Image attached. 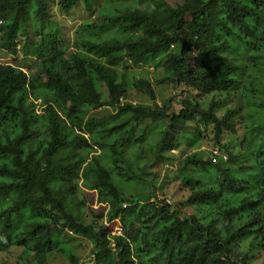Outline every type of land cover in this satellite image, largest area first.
Here are the masks:
<instances>
[{
	"label": "trees",
	"instance_id": "1",
	"mask_svg": "<svg viewBox=\"0 0 264 264\" xmlns=\"http://www.w3.org/2000/svg\"><path fill=\"white\" fill-rule=\"evenodd\" d=\"M81 5L98 10L99 22L82 23L71 46L58 17ZM2 52L16 64L0 63V253L25 223L35 242L25 264L52 254L80 264L63 232L95 244L89 264H249L264 252V0H0ZM20 55L35 60L30 73ZM124 61L163 67L184 87L181 110L172 111L174 100L159 107L147 79H120ZM133 90L152 104H131ZM190 91L212 96L209 107ZM234 92L239 108H229ZM240 121L241 148L232 151L222 139L237 136ZM189 123L211 127L221 155L182 160L181 174L189 179L194 168L203 183L189 187L195 214L182 217L154 193V169L170 161L173 133ZM152 136L156 148L142 165L146 152L131 150L152 149ZM89 193L99 208L88 206Z\"/></svg>",
	"mask_w": 264,
	"mask_h": 264
},
{
	"label": "rangeland",
	"instance_id": "2",
	"mask_svg": "<svg viewBox=\"0 0 264 264\" xmlns=\"http://www.w3.org/2000/svg\"><path fill=\"white\" fill-rule=\"evenodd\" d=\"M169 3L175 4L176 2H180L182 0H167ZM99 13L98 10L94 12H87L83 9V5H81L75 12L72 18L67 16H59L58 22L63 27V32L66 35V41L70 42L72 46L75 36L76 29L82 24L87 21L99 22ZM127 62V64H126ZM238 62H242L243 60L240 59ZM0 63L2 64H16V60H14L11 56L6 53H0ZM17 65H19L25 72L30 73V69L35 66V60L28 56L20 55L17 59ZM245 65V62L243 66ZM117 71L119 74V78L129 82L128 84L131 85L133 82H136L140 79L148 80L152 88L154 89V94L157 96V104H161L162 101L167 100H174L175 102L172 104V111L181 110V105L178 103V100H183L184 97L180 98L179 94H181L184 90L183 86H175L171 83L170 79L166 76L165 72L163 71V67H156L155 62L148 63L147 65L135 67L130 62L124 61L117 65ZM128 85V86H129ZM236 92V91H235ZM231 93L232 96L229 97V108H239L240 99L239 93ZM103 94L106 95L107 91L103 88ZM131 104L139 105L143 104L145 106H149L152 102L149 100L147 95L140 94L136 90H133L129 94ZM190 100H200L202 106L204 108H208V104L212 101V96L210 97H198L197 93L190 91L189 94ZM177 99V102L176 100ZM221 100H225V96L220 97ZM37 105H40V101H37ZM228 107H221L217 109L218 115H223ZM113 112V110H111ZM100 111H95V113H99ZM149 122L146 121L145 124ZM239 134L235 137L230 135L223 136V141L227 142V147L232 151H239L240 150V141L237 139L242 137L243 127L244 124L242 121L238 124ZM153 129V128H152ZM158 128L157 131H159ZM175 137L177 138L175 141L178 143L179 148L173 152H171V159L168 162H163L159 167L155 166V173L159 174V178L156 182V188L154 193L160 198V200H167L170 204H172L173 210H179L182 217H188L189 215L195 214V210L188 204V197L190 195L189 187H199L203 185L201 178L197 171L194 168L190 169V177L186 179L183 174H181V169L179 166L182 163V160L194 153V152H206L208 156H213V151L218 152L219 156L221 155L220 152L216 149L217 146L214 142V132L211 127L204 128L203 125L198 126L197 124H187L186 129L182 133L174 132ZM158 141V137L152 136L149 141L148 145L152 148L150 149L146 145H135L131 152L133 154L139 153L141 154L144 150L147 156L144 155L139 162L142 165L150 163V159L152 154L156 148V144ZM216 147H215V146ZM168 156L167 152L164 154ZM134 155L133 157H135ZM150 157V158H149ZM136 160V157H135ZM186 179V180H185ZM123 181L120 182V185ZM119 185V186H120ZM127 186L133 191H137L144 188V185L136 182H131ZM133 186V187H132ZM146 186V184H145ZM188 186V188H187ZM124 189V188H123ZM127 190V189H126ZM129 190V189H128ZM86 198L88 201V206L91 208H99L96 204V196L95 193L86 194ZM101 210V209H100ZM30 223H25L23 229L19 231V236H16V245L12 247V249L7 253H0V264H25V262L21 259V256L25 249L33 250L35 248V242L32 240L26 239L25 231L28 230V226ZM113 233L117 230V227H111ZM61 241H63V247L68 249V251H73L78 254L80 258V264H89L88 259L91 256L93 250H95V244L91 242L88 238H71L69 232H63L61 235ZM97 262V261H96ZM47 264H70L68 260L60 255L52 254L48 258ZM97 264V263H94ZM249 264H264V252L260 253L256 259L249 262Z\"/></svg>",
	"mask_w": 264,
	"mask_h": 264
},
{
	"label": "built area",
	"instance_id": "3",
	"mask_svg": "<svg viewBox=\"0 0 264 264\" xmlns=\"http://www.w3.org/2000/svg\"><path fill=\"white\" fill-rule=\"evenodd\" d=\"M218 154H219L218 152H216V151L214 152L213 151V156H212V162L213 163H216L217 160H218V158L220 157ZM113 234H115V235H121V228L120 227H117V230Z\"/></svg>",
	"mask_w": 264,
	"mask_h": 264
},
{
	"label": "clouds",
	"instance_id": "4",
	"mask_svg": "<svg viewBox=\"0 0 264 264\" xmlns=\"http://www.w3.org/2000/svg\"><path fill=\"white\" fill-rule=\"evenodd\" d=\"M161 104H162V103H161ZM161 104H158V106L161 107ZM113 235H115V234H113Z\"/></svg>",
	"mask_w": 264,
	"mask_h": 264
}]
</instances>
